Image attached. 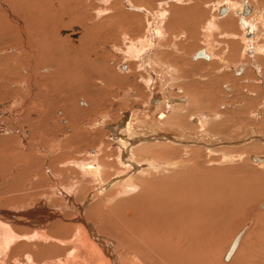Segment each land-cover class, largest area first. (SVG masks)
<instances>
[{
    "label": "bare ground",
    "instance_id": "obj_1",
    "mask_svg": "<svg viewBox=\"0 0 264 264\" xmlns=\"http://www.w3.org/2000/svg\"><path fill=\"white\" fill-rule=\"evenodd\" d=\"M70 1L68 0L65 6L63 4L65 7L63 10L62 7L61 9L50 7L53 17H50V13L47 12L48 15L37 9L36 6L5 11L6 26H3L5 28L1 26L4 30L0 36V43L5 42V39L6 41L11 39L21 46L20 49H26L24 43L27 41L22 30L23 21H31L36 16L49 23L45 25V31L47 34H52V42L66 41L67 39L61 36L60 29L66 27V18L75 10V6H70ZM125 4L130 9L135 6L131 1ZM214 6L217 9L216 18L227 17L226 19L229 20L235 17L240 23L243 21L242 16H245L246 22L238 24L239 27L243 26L242 29H245L248 24L247 27L252 31L257 28L253 21L247 20V15L252 12L250 4L243 5L240 1L222 5L217 2ZM2 7L4 9L3 1L0 0V8ZM244 7L249 8L251 12L247 9L248 12L244 13ZM221 8L225 9L224 13H219ZM144 14L147 15L148 34L140 38L135 48L129 51L140 59V63L142 59H146L145 65L150 72L146 84L151 82L152 85L149 84V87L154 84V88L156 86L161 90L165 88L167 81L170 82V73L174 69L171 66L162 69L163 65L158 63L156 56L153 54L151 56L149 53L152 52L146 51L152 46L161 47L158 44V41L164 37L161 25L168 19V11L164 12L165 16H160V22L150 12L146 11ZM150 15L151 22L148 19ZM259 19L263 21L261 16ZM153 21L157 22L155 29ZM0 22L4 25V20ZM211 23L209 26L213 27L214 24ZM11 28H16L18 37L15 34H11V37L10 34L7 35L6 32ZM233 36L235 35L229 37ZM247 40L243 38L246 49L244 50L247 54L264 50L263 46L261 48L256 45L254 38ZM206 52L202 53L205 58H200L205 60L215 58L208 48ZM196 57L199 58L198 54ZM4 61L7 63L9 60L0 58V64ZM43 63L57 66L53 60ZM12 67L8 68L10 72L7 69L8 71L3 73L1 78L11 80L16 77V82H9L10 89L7 92L4 84L8 82L0 83V264L214 263L208 253L203 252V248L200 247L204 240H208L205 239L206 234L203 235L204 232L199 224L200 217L211 220L213 209L210 201L203 199L208 205L205 204L204 208H200L197 190L174 188L169 185L171 180L190 165L191 159H197L195 163L199 165L201 161L198 159H205L207 154L218 155L223 161L245 157L243 152L232 156L227 150L226 152L217 150L218 147L232 145L235 137L227 139L222 135V139L213 135L212 129L205 130L204 125L207 122L205 117L208 116L203 114L187 116L188 126L180 124L186 113L182 109L188 106L187 101L182 100L184 104H180L181 99H173L168 94L162 95L159 100L158 97L150 99L151 103L146 107L135 105L134 111L122 112L120 118L112 124L100 123L101 120L94 121V125L86 123L87 129L84 130L85 120L96 115L98 108L94 109L95 106L90 104L88 108L73 109L64 102L63 108L55 109L53 105L57 103H54L56 97L53 98L46 93L41 98L42 95L39 93L41 101L40 99L38 101L44 103V107L35 98L39 81L35 79V82L29 75L28 88H25L23 81L17 80L20 78L19 68L18 73L17 67L13 64ZM232 72V76L240 77L241 66ZM250 95L252 94L248 96ZM27 97H30L29 102L33 110L29 109L25 113L22 106L26 108L27 104L23 99ZM36 102L38 104H34ZM176 103L183 108L178 109ZM187 109L190 112L192 108ZM22 111L24 112L19 114ZM56 113H61L60 119L54 116ZM176 113H180L178 118L174 116L177 115ZM255 117H258L257 113ZM171 119L179 123L174 124ZM182 128L187 130L190 128L192 131L189 129L190 132L186 134ZM103 131L106 132L107 143L103 142ZM181 132L185 137L196 134L198 139L181 140L182 135H179ZM224 132L226 133V130ZM204 137H207L206 143ZM252 137L258 139V135ZM40 138L43 140L38 142ZM261 141L264 143L263 140ZM181 145L184 146L183 151H186L185 148L190 145L194 146L188 150L197 151L196 155L185 162L187 153L181 150ZM170 148H174L177 152L180 150L182 154H171L167 150ZM244 150L247 153L255 152L248 155V160L254 167L263 171L264 155L261 154L264 148L251 147ZM146 153L153 155L147 157ZM211 162L213 160H208L206 165Z\"/></svg>",
    "mask_w": 264,
    "mask_h": 264
},
{
    "label": "rangeland",
    "instance_id": "obj_2",
    "mask_svg": "<svg viewBox=\"0 0 264 264\" xmlns=\"http://www.w3.org/2000/svg\"><path fill=\"white\" fill-rule=\"evenodd\" d=\"M2 1L4 9L3 7L0 8V21L4 20V25L0 22V36L2 30H4L1 26H6L5 11H13L19 7L36 6L37 9L44 11L45 14L50 13V17H53L50 7H54V9L56 7L61 9L60 7H62L63 10L68 0ZM127 1L129 0H71L70 6H75V10L66 18V27L60 29L61 36L67 39L64 42H52V34H47L45 31V25L49 23L44 22L40 16L33 17L34 19L32 18L31 21H23L22 30L27 41L24 43L26 49H20L21 46L11 39L9 41L5 39V42L0 43V58L3 57L9 60L7 63L4 61L0 64V78L4 72L11 71L8 68L12 67L13 64L17 67L16 72L19 68L20 78H17V80L23 81L25 88H28V78L31 75L34 81L35 79L39 81L36 90L37 96L40 93L41 98H43L47 93L52 95L53 98L56 97L54 103H57H53L55 109L63 108L62 106L66 103L68 107H73V109L88 108L90 104L93 107L95 106L94 109L98 108L96 115L85 120L84 130L87 129L86 123L94 125L97 120H101L100 123L103 124H112L120 118L122 112L134 111L137 104L146 107L148 104L150 105V99L158 97L159 100L165 94L176 100L187 101L186 105L188 106L186 109H182L186 113L184 118L180 120V124L188 126L187 123L189 122L186 119L191 114L208 116L209 118L205 117L207 120L204 125L205 130L212 129L213 135L221 138L222 135L227 139L235 137L232 145L218 147L217 150L224 152L227 150L232 156H237L243 152L245 157H235L236 160L223 161L218 155L210 154V156L207 154L205 159H198L201 161L200 166L195 163L197 159H191L189 161L190 165L184 168L182 173L174 180H171L169 186L197 190L200 208L205 207L204 200L210 201L213 216L210 221L200 217L199 224L204 232L203 235L206 234L205 239H208L204 240L200 247L203 248V252L208 253L211 261L214 262L212 264H264V209H260V205L264 202V169L260 171L261 168L254 167L250 163L251 161L248 160V155L255 152L247 153L244 150L251 147L264 148L261 141H264V50L258 49L260 51L257 53L252 51L253 53L247 54L243 43L244 37L246 40L248 39L247 41L254 38L256 45L264 48V1L130 0L135 5L131 9L125 4ZM233 1H241L243 5L247 3L252 6V12L247 15V20L249 19L256 24L257 28L254 31L247 27L248 24L245 29H242L243 26L239 27L240 23L246 22L243 16V21L240 23L237 22V18L231 15L233 18L229 20L226 19L227 17H222L223 19L221 17L216 18L217 9L214 5L217 2L222 5H229V3H234ZM137 7L142 8L136 9ZM146 11L154 15L159 22L160 16H165L164 12L168 11L169 14H172L169 20L166 18L164 29L161 26L164 35L163 39L158 41L161 47H154L152 51L156 58L176 70V72L175 70L171 71L170 82L167 81L165 88H162L163 90H159L156 86L154 88V84L151 86V82L149 83L151 84L150 87L149 84H146V80H149L146 78L150 77L148 74L150 72H148L145 65L146 59H142L144 62L140 63V59H137L134 53L129 51L135 48L140 38L148 34L147 15L144 14ZM151 15L148 17L149 20L152 17ZM260 16L263 18L262 22L259 19ZM46 18L45 16V20H47ZM153 23L155 29L157 22L153 21ZM210 23L214 26H209ZM15 29L8 30L7 35L10 34L11 37V34H15L17 36L16 33L18 32ZM246 32L253 36L246 37ZM63 33L64 35H62ZM232 35L235 36L229 37ZM151 39L153 38L151 37ZM207 48L215 56L214 59L205 60L196 57L198 51L207 53ZM152 54L149 53L151 56ZM15 58H17L16 61ZM49 60H53L58 69L48 63H43ZM236 66H241L242 73L239 74L240 77L234 75L236 78L233 80L232 70H235ZM34 69H37V71L35 72ZM127 71H129V74H126ZM101 74L102 76H100ZM15 78L11 80L1 78V84L8 82L4 84V89L7 88L6 92L10 89L9 82H16ZM62 83H66L65 88ZM45 84L47 85L45 86ZM19 92L22 93V90L19 89ZM250 93L252 95L248 96ZM63 95L65 96L63 97ZM37 96L35 97L37 102L45 107L44 103L39 102L41 99ZM59 97H61V100L58 99ZM29 99L30 97L23 99L27 104L25 109L22 106L25 113L29 109L30 111L33 110ZM37 102L34 104H38ZM179 103L180 101H178ZM180 104H184V102L182 101ZM176 106L178 109L182 107V105L178 106L177 103ZM189 107L192 108L190 112L187 109ZM161 109H164L163 106H161ZM256 113L258 117H255ZM176 114L174 116L178 118L180 113ZM54 116H58L60 119L61 113H56ZM226 117H228L227 120ZM174 120L171 119L174 124L179 123ZM236 121H239L238 124ZM214 123L215 126H213ZM221 123L222 125H220ZM227 127L229 128L227 129ZM182 129L186 134L191 130L190 128V130H187V128ZM250 130L254 132L252 133ZM102 134L104 136L103 142L107 143L106 132L103 131ZM234 134L235 136H232ZM179 135H182L181 140L189 141L190 139L194 141L198 139L196 134L195 136L185 137L181 132ZM252 135H258V139L252 137ZM41 140L43 138H40L38 142H41ZM203 140L206 143L207 137H204ZM259 144L262 146L258 147ZM183 147L180 146L181 150ZM190 147L194 148L190 145L185 148L186 151L182 150L187 153V160L184 158L185 162L196 155L197 151L188 150ZM156 149L161 150L160 148ZM167 150L171 154H182L180 150L177 152L174 148ZM146 155L148 157L153 154L146 153ZM261 155H264V152ZM208 160H213V162L206 165ZM211 181H214V183ZM244 227L246 230L237 249L229 262H224L223 258L232 243L231 241ZM208 231L212 233H207Z\"/></svg>",
    "mask_w": 264,
    "mask_h": 264
},
{
    "label": "water",
    "instance_id": "obj_3",
    "mask_svg": "<svg viewBox=\"0 0 264 264\" xmlns=\"http://www.w3.org/2000/svg\"><path fill=\"white\" fill-rule=\"evenodd\" d=\"M224 11H225V9L224 8H221L220 11H219V13H224ZM247 12H248V10L245 9L244 10V13H247ZM197 54H198L199 57H204L205 58V56L202 55V52L201 51H198ZM261 209H264V203L261 205ZM245 230H246V228L244 227L237 234V236L234 238V240L232 241L230 247L228 248L227 252L224 255V258H223L224 259V262H229L231 256L233 255L234 251L236 250V248H237V246H238V244L240 242V239H241L242 235L244 234Z\"/></svg>",
    "mask_w": 264,
    "mask_h": 264
},
{
    "label": "crops",
    "instance_id": "obj_4",
    "mask_svg": "<svg viewBox=\"0 0 264 264\" xmlns=\"http://www.w3.org/2000/svg\"><path fill=\"white\" fill-rule=\"evenodd\" d=\"M129 1H130V0H129ZM168 2H170V1H168ZM167 4H168V3H167ZM171 16H172V14H169V13H168V15H167L168 20H169V18H170ZM243 17H245V16H243ZM164 24H165V23H163V24L161 25L163 29H164ZM252 36H253L252 34H250V33L247 34V32H246V37H252ZM152 48H154V47H153V46H152V47H149V50H147L146 52H147V53H148L149 51L152 52V51H153ZM146 49H148V48H146ZM151 54H152V53H151ZM157 61H158V63H162V65L165 64V63L162 62L159 58H157ZM160 61H161V62H160ZM165 65H166V64H165ZM165 65H163L164 68H166V67L168 66V65H166V66H165ZM164 68H162V69H164ZM173 69H174V68H173ZM174 70H175V69H174ZM175 72H176V70H175ZM126 74H129V71H127ZM152 74H153V71H152ZM153 76H155V75L153 74ZM153 76H152V77H153ZM155 102H156V101H155Z\"/></svg>",
    "mask_w": 264,
    "mask_h": 264
},
{
    "label": "flooded vegetation",
    "instance_id": "obj_5",
    "mask_svg": "<svg viewBox=\"0 0 264 264\" xmlns=\"http://www.w3.org/2000/svg\"><path fill=\"white\" fill-rule=\"evenodd\" d=\"M246 5H247V3H246ZM245 9H248V10H249V12H251V10H250L249 8H246V7H244L243 11H244Z\"/></svg>",
    "mask_w": 264,
    "mask_h": 264
}]
</instances>
